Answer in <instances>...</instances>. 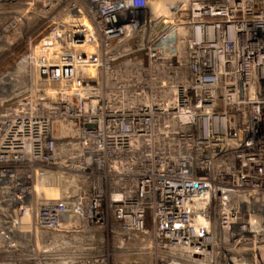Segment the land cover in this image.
<instances>
[{"label":"built area","instance_id":"built-area-1","mask_svg":"<svg viewBox=\"0 0 264 264\" xmlns=\"http://www.w3.org/2000/svg\"><path fill=\"white\" fill-rule=\"evenodd\" d=\"M25 226L0 264H264V0H0V249Z\"/></svg>","mask_w":264,"mask_h":264},{"label":"bare ground","instance_id":"bare-ground-1","mask_svg":"<svg viewBox=\"0 0 264 264\" xmlns=\"http://www.w3.org/2000/svg\"><path fill=\"white\" fill-rule=\"evenodd\" d=\"M152 9L154 13L164 16V17H170L173 16V14L180 10L181 8L185 7L186 0H149ZM59 176V177H58ZM57 174H48L45 176L43 183H42V188H44L45 192L48 190L50 184L56 181L62 182V184L66 183L69 179L68 176L65 175H58ZM75 183H79L80 180L82 179L81 177H72ZM84 180V179H82ZM85 184H88V180L84 181ZM64 187V185H62ZM59 189L60 192H58V197L56 198H46L49 200H57L59 199L60 195L62 194L63 187ZM50 193V191H48ZM47 193V192H46ZM47 195V194H45ZM5 242V237L4 234L0 235V245L4 244ZM21 245L23 247V250L26 254H31L34 252V240H33V233L31 230L30 226H25L22 229V241Z\"/></svg>","mask_w":264,"mask_h":264},{"label":"rangeland","instance_id":"rangeland-1","mask_svg":"<svg viewBox=\"0 0 264 264\" xmlns=\"http://www.w3.org/2000/svg\"><path fill=\"white\" fill-rule=\"evenodd\" d=\"M169 17V16H168ZM58 176V175H57ZM59 177V176H58ZM62 182L60 183V181H56L53 182L52 184H50L48 190L45 192L47 195V198H56L58 197V192L59 189L61 188ZM63 187V186H62ZM50 191V193L48 192ZM58 191V192H56ZM33 240H34V252H37L39 249H41L44 245V240L45 237L44 236H36L35 234H33ZM21 241H22V233H14L13 238L11 239V241L7 244V246H5L4 248L0 249L2 251H4L6 254H20L22 256H29L31 254H26L23 250V247L21 245Z\"/></svg>","mask_w":264,"mask_h":264}]
</instances>
